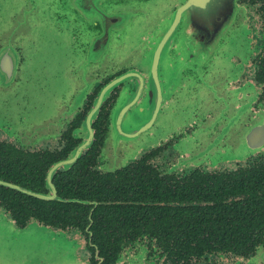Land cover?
Listing matches in <instances>:
<instances>
[{"label": "flooded vegetation", "instance_id": "1", "mask_svg": "<svg viewBox=\"0 0 264 264\" xmlns=\"http://www.w3.org/2000/svg\"><path fill=\"white\" fill-rule=\"evenodd\" d=\"M76 1L0 0V88L24 101L11 112L36 111L50 67L65 76L58 112H73L54 136L37 141L24 137L23 126L10 133L0 125V215L14 228L36 225L67 239L80 264H264V0H89L83 8ZM240 17L248 34L240 72L225 88L216 82L214 93L204 90L198 107L185 84L213 81L223 33ZM47 19L66 35L63 48L54 37L66 70L50 57ZM113 19L143 42L137 61L103 53L102 32ZM31 31L47 34L41 46ZM157 46L154 79L144 53L149 69ZM129 71L140 76V99L153 91L141 130L174 129L125 165L103 170L105 136ZM101 94L90 133L83 122ZM186 137L192 149L181 155L176 145Z\"/></svg>", "mask_w": 264, "mask_h": 264}, {"label": "rangeland", "instance_id": "2", "mask_svg": "<svg viewBox=\"0 0 264 264\" xmlns=\"http://www.w3.org/2000/svg\"><path fill=\"white\" fill-rule=\"evenodd\" d=\"M231 22H234L232 20ZM57 24L55 22L46 21V29L48 34H52L53 38L57 37L59 39V44L61 48L65 46L64 39L66 35L55 33ZM41 30L40 27H36L35 31ZM228 30V28H227ZM32 37L36 36L38 39L37 43L47 36L45 33H34L30 32ZM127 40L126 44L130 39L134 40L133 36L135 33H132L131 29L126 31ZM223 39L219 45V61L222 62L220 69L212 68L213 81L206 80V85H196L193 83L185 84V97L189 98L191 94L192 100L197 102L198 107H200L203 100L201 95L205 90L214 93L213 87L218 82L219 87L222 89L226 87V84L233 80L234 76L238 75L244 58L248 52V34L247 29L244 24V19L242 17L236 18L234 24L230 27V30L226 33H223ZM220 39V37H219ZM41 46L42 42H39ZM53 46L49 48V53L51 59H54L56 64L61 70H66L67 65L61 60V52L56 51L58 48L55 45V38L53 40ZM125 43L118 46V48L127 50ZM219 44V43H218ZM144 46L143 42L140 44L134 40V47L132 49H140ZM144 47L142 48V50ZM53 53L55 54L54 57ZM57 54L59 57L57 58ZM232 55H237L241 58V63L235 65L230 61ZM127 58H134L132 53H127ZM143 67V66H142ZM52 69V68H51ZM202 69V68H201ZM143 70H145L143 68ZM53 72H50L49 77V89L47 96H43L41 99H36L38 102V107L34 112H11L12 110L20 109V106H24V101L19 100L13 94V91H10L8 88L6 90L0 88V125L7 123L11 128L8 131L11 133L15 131L16 128L24 127L23 131L24 137L31 135L35 137V141L41 138L52 137L56 134L59 126L62 123L64 118H67L72 115L73 112H58L61 102L60 93L62 85L61 82H64L65 76H59L60 73H57L58 70L52 69ZM63 89V88H62ZM40 96V94H38ZM196 98V99H195ZM148 99H140V101L134 106L130 112H127L126 117L121 123V130L119 131L116 127V130L111 127L110 131L112 133L110 145L104 148L103 155L105 156L106 161L102 164L103 170H113L117 167H121L126 164L129 159L135 158L140 150L155 146L160 140L166 138L173 130V127L164 126L161 128H156L155 126L149 130H145L143 133L138 135L135 138H128L124 133H132L136 130H141L142 127L146 125L144 122L150 112L148 108ZM40 102L43 103V109L41 110L39 106ZM151 105V104H150ZM76 106L75 102L72 104V109ZM27 108V107H26ZM28 109V108H27ZM114 117V112H112ZM188 115L186 116V118ZM183 116L180 118L178 116L177 125L175 127L176 132L180 130ZM9 133V134H10ZM200 134V132H199ZM27 138V137H26ZM186 139L178 142L176 147L180 150L181 155L185 154L187 151L192 149V143L190 139ZM27 140H30L27 138ZM32 140V138H31ZM233 156L231 154H225L223 157ZM64 243V244H63ZM63 255L60 257V255ZM79 260L75 254V248L73 245H70L67 239H60V237L52 234V231L36 226L31 225L28 228L17 229L14 228L6 219L0 215V264H80Z\"/></svg>", "mask_w": 264, "mask_h": 264}, {"label": "water", "instance_id": "3", "mask_svg": "<svg viewBox=\"0 0 264 264\" xmlns=\"http://www.w3.org/2000/svg\"><path fill=\"white\" fill-rule=\"evenodd\" d=\"M86 4L87 5L90 4L89 0H77L76 2H74V5H79V6H81V8H83L82 5H86ZM85 20L89 21V19H85ZM114 20L115 19L110 21L107 29L102 32V37H104L106 39V43L104 44V46L108 47V50L106 52H103V53L106 54V53H111L112 51H118V52H121L124 57L127 56L128 52L133 54V52L136 49H133V50H130V49H132V47H134V40H136L138 43L136 36H133L134 40L130 39L129 42L126 44L125 43L127 40L126 39L127 38L126 32L123 29L114 28V24H113ZM123 43H125V47L127 50H123V49L118 48V46H121V44H123ZM150 52L152 54V61L150 63L149 69L147 68V61H146L147 52L144 53L146 71L150 70V76L154 77V79H155V77H156L155 71H156V67L158 65V58H160V56L162 55L163 52L160 50L159 46H157L155 49L150 50ZM50 72H53L51 67H50ZM148 74H149V72H148ZM50 75H51V73H50ZM133 76H135V77H133ZM136 77H138L140 80V76L137 73L132 72V71H129L128 73H126L122 76L123 81L125 79L131 78V82L129 84L125 85V87H123V89L120 92V95L118 96V98L116 100V103L113 106L112 112H114L115 115L113 117L114 123L112 124V126L115 130L117 127V129L119 131H122L121 130V123H122L123 119L126 117V114H127L126 112H130V110H132L134 108V106L140 101V81ZM151 87H153V84H151ZM142 90H143V88H142ZM152 94H153V91L151 89L149 91L148 90L145 91V95H146L145 99H148L147 100L148 103L151 102L153 99ZM102 97H103V95L101 94L99 96V98L96 99L94 107L91 109V111L89 112V114L87 115L86 119L83 122V125L87 126L90 133H91V119L93 117H95L96 111L98 110V107L101 103ZM75 102H78V101L76 100ZM157 106H158V103L156 104V107ZM148 126L149 125L147 124L146 128ZM144 131L145 130L139 129V130H136L135 132L124 133V134L127 135L128 138H135L138 135H140L141 133H143ZM111 136H112V133H111V131H109L105 136L104 148H106L108 145H110ZM83 145H86V144H82L80 147H78L73 152L72 157L70 159H68L65 163H71L72 161H74L75 158L79 155ZM104 148H103V150H104ZM1 183L4 184V182H1Z\"/></svg>", "mask_w": 264, "mask_h": 264}]
</instances>
